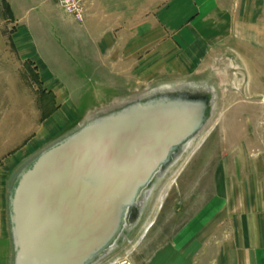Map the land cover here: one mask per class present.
I'll return each mask as SVG.
<instances>
[{
    "label": "crops",
    "instance_id": "1",
    "mask_svg": "<svg viewBox=\"0 0 264 264\" xmlns=\"http://www.w3.org/2000/svg\"><path fill=\"white\" fill-rule=\"evenodd\" d=\"M83 4L84 19L77 22L56 0H0V19L6 16L12 25L10 31L0 25V33L10 35L19 58L35 61L44 90L55 100L34 136L8 155L0 170L13 168L87 115L90 106L81 108L80 99L104 96L101 81L105 89L123 92L110 97H126L132 84L143 82V75L157 79L170 74L163 83H175L178 75L196 71L224 45L235 51L240 64L264 67V0ZM218 188V201L208 202L180 224L170 245L156 251L155 264H264V202L227 183L220 182Z\"/></svg>",
    "mask_w": 264,
    "mask_h": 264
},
{
    "label": "water",
    "instance_id": "2",
    "mask_svg": "<svg viewBox=\"0 0 264 264\" xmlns=\"http://www.w3.org/2000/svg\"><path fill=\"white\" fill-rule=\"evenodd\" d=\"M205 81L157 85L87 114L13 173L11 264H93L138 220L144 190L212 114ZM145 193V195H144Z\"/></svg>",
    "mask_w": 264,
    "mask_h": 264
},
{
    "label": "rangeland",
    "instance_id": "3",
    "mask_svg": "<svg viewBox=\"0 0 264 264\" xmlns=\"http://www.w3.org/2000/svg\"><path fill=\"white\" fill-rule=\"evenodd\" d=\"M0 25L8 31L12 26L6 16L1 17ZM8 37L0 33V165L8 155L24 147L55 105L53 93L44 90L35 61L19 58ZM3 45L9 49L1 48ZM219 51L196 71L175 77V83L195 78L214 87L210 118L167 169L148 184L135 225H125L114 246L93 264H155L156 251L170 245L178 226L187 223L208 202L218 201L220 182L252 192L259 198L257 201L264 202V67H252L243 61L240 64V58L228 45ZM252 68L259 70V75H253ZM143 76V82L132 84L126 97H110L111 93L123 92L105 89L101 81L104 96L82 98L80 106H90L89 114L171 79L170 74L157 79ZM85 115L50 141L74 128ZM42 147L13 168L0 170L4 175L0 179V264H11L13 255L7 211L9 182L15 170ZM224 158L229 161L223 165Z\"/></svg>",
    "mask_w": 264,
    "mask_h": 264
},
{
    "label": "built area",
    "instance_id": "4",
    "mask_svg": "<svg viewBox=\"0 0 264 264\" xmlns=\"http://www.w3.org/2000/svg\"><path fill=\"white\" fill-rule=\"evenodd\" d=\"M57 4L68 14L78 20H83L85 6L83 0H56Z\"/></svg>",
    "mask_w": 264,
    "mask_h": 264
},
{
    "label": "bare ground",
    "instance_id": "5",
    "mask_svg": "<svg viewBox=\"0 0 264 264\" xmlns=\"http://www.w3.org/2000/svg\"><path fill=\"white\" fill-rule=\"evenodd\" d=\"M85 116H86V115H85ZM209 118H210V117H209ZM209 118H208V119H209ZM199 130H200V129H199ZM199 130L197 131V133H196L192 138L189 139L188 143L192 142V141L195 139V137L199 134ZM188 143H187V144H188Z\"/></svg>",
    "mask_w": 264,
    "mask_h": 264
}]
</instances>
